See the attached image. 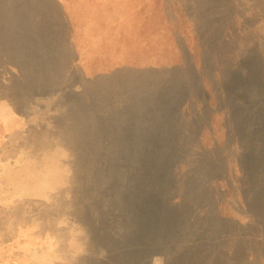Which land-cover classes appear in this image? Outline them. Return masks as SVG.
I'll return each instance as SVG.
<instances>
[{
	"label": "rangeland",
	"instance_id": "obj_1",
	"mask_svg": "<svg viewBox=\"0 0 264 264\" xmlns=\"http://www.w3.org/2000/svg\"><path fill=\"white\" fill-rule=\"evenodd\" d=\"M0 105V264L121 263L129 175L133 258L264 264V0H0Z\"/></svg>",
	"mask_w": 264,
	"mask_h": 264
},
{
	"label": "trees",
	"instance_id": "obj_2",
	"mask_svg": "<svg viewBox=\"0 0 264 264\" xmlns=\"http://www.w3.org/2000/svg\"><path fill=\"white\" fill-rule=\"evenodd\" d=\"M138 178H131V176L129 175L127 178H126V181H125V190H126V198L128 199V204H127V208H128V211H129V216L130 218L126 221L123 222V233H122V238H121V248H122V253L124 255V258H123V261H121V263L119 264H148V260H149V257H146L147 255L145 253H140V256L139 258L136 257L133 258V256H130L131 254V250L133 251H137V248H141V245H136V234H137V229H138V226H137V222H136V216L138 215L137 214V211H139L140 207L139 205L141 203H137L136 201V197H138L139 193H138V188H136V184L135 182L138 181ZM145 189H150V187H146L145 186ZM155 190H157L155 188ZM149 192V198L151 201L149 202H146L148 204H150V206H153V203L158 201V202H164L162 205H164L166 203V201H168L167 199H170V198H167V197H164L165 195H162L161 193H159V195L154 198V193L152 195V192H153V189L148 191ZM158 192V191H157ZM134 199V200H133ZM151 209V207H150ZM137 210V211H135ZM146 210V208L144 209ZM147 215H149V212L146 213ZM150 220V219H148ZM180 229H177L174 231H171V235L170 236H166L164 233L162 234V238L164 240V242H160L158 243V237L156 238V241L155 239H153V241H155L156 243H154L155 245V248H159L161 250H164L165 251V248L166 246L168 245V248L171 249V244H176L177 242L174 241L175 239L178 238V236H180L182 234L181 231H179ZM170 231V230H169ZM134 235V236H133ZM159 235V233H158ZM177 237V238H176ZM167 238V240H166ZM174 238V240L172 239ZM171 239V240H170ZM166 240V241H165ZM153 244V243H152ZM153 247V245H151ZM150 246V247H151ZM143 247V251L142 252H147L148 248L146 247V245H142ZM175 247V246H174ZM182 251H179L178 253L180 254ZM130 256V257H129ZM178 264H183V259L181 257H177L175 258V260L173 261V263H177Z\"/></svg>",
	"mask_w": 264,
	"mask_h": 264
},
{
	"label": "crops",
	"instance_id": "obj_3",
	"mask_svg": "<svg viewBox=\"0 0 264 264\" xmlns=\"http://www.w3.org/2000/svg\"><path fill=\"white\" fill-rule=\"evenodd\" d=\"M0 106H2V105H0ZM8 115H11V114H8ZM12 118V117H11Z\"/></svg>",
	"mask_w": 264,
	"mask_h": 264
}]
</instances>
